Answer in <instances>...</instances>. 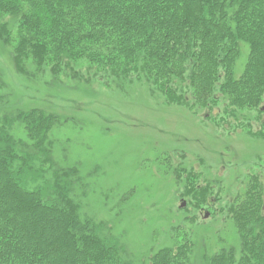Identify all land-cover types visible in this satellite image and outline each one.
<instances>
[{"label": "trees", "instance_id": "obj_1", "mask_svg": "<svg viewBox=\"0 0 264 264\" xmlns=\"http://www.w3.org/2000/svg\"><path fill=\"white\" fill-rule=\"evenodd\" d=\"M1 19L0 45L18 74H99L120 89L135 78L164 104L219 106L218 120L235 121L231 134L258 135L249 112L264 106V0H0ZM56 119L0 106V264H264L260 153V170L215 211L228 220L227 237L201 248L192 228L174 227L169 245L136 262L123 238L84 213L79 167L60 166L53 154ZM199 185L186 190L199 196L196 207L213 192L206 180Z\"/></svg>", "mask_w": 264, "mask_h": 264}, {"label": "rangeland", "instance_id": "obj_2", "mask_svg": "<svg viewBox=\"0 0 264 264\" xmlns=\"http://www.w3.org/2000/svg\"><path fill=\"white\" fill-rule=\"evenodd\" d=\"M12 65L0 45V106L42 109L57 116L49 132L56 162L79 167L84 183L76 192L84 213L106 222L123 238L134 261H142L150 249L169 245L174 227L192 228L201 248H209L219 235L227 237L223 227L228 220L215 211L240 190L250 170H260L254 165L259 163L257 153L264 160V111L249 112L250 131L258 135L240 128L231 134L235 121L218 120L219 106L190 112L167 105L135 78L120 89L99 74L27 77ZM81 65L84 74L87 68ZM13 129L24 137L21 123ZM188 172L197 185L206 180L212 186L202 206L196 207L199 196L186 193L196 182Z\"/></svg>", "mask_w": 264, "mask_h": 264}, {"label": "water", "instance_id": "obj_3", "mask_svg": "<svg viewBox=\"0 0 264 264\" xmlns=\"http://www.w3.org/2000/svg\"><path fill=\"white\" fill-rule=\"evenodd\" d=\"M260 109L263 111L264 110V106H262ZM184 205H185V202L182 201L179 206L183 207ZM207 215H208V213H205V216H207Z\"/></svg>", "mask_w": 264, "mask_h": 264}]
</instances>
